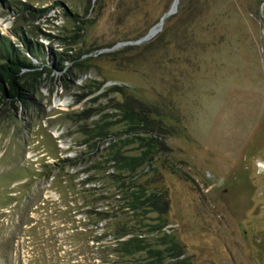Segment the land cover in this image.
I'll use <instances>...</instances> for the list:
<instances>
[{
  "label": "rangeland",
  "instance_id": "rangeland-1",
  "mask_svg": "<svg viewBox=\"0 0 264 264\" xmlns=\"http://www.w3.org/2000/svg\"><path fill=\"white\" fill-rule=\"evenodd\" d=\"M19 1L44 11L22 20L0 5V34L19 45L9 30L20 26L82 63H63L65 82L58 72L44 75L29 105L0 106V264L142 262L114 245L113 230L133 217L117 211L115 179L101 170L112 139L90 145L96 122L124 130L117 104L148 106L167 130L156 133L162 146L150 149L135 182L158 192L163 231L181 246L182 261L264 264L255 241L264 242L259 0H177L159 29L136 43L172 0ZM107 85L120 91L91 92ZM142 150L126 142L122 152Z\"/></svg>",
  "mask_w": 264,
  "mask_h": 264
},
{
  "label": "trees",
  "instance_id": "trees-1",
  "mask_svg": "<svg viewBox=\"0 0 264 264\" xmlns=\"http://www.w3.org/2000/svg\"><path fill=\"white\" fill-rule=\"evenodd\" d=\"M0 5L12 9L22 20L38 17L44 11V8L34 7L19 0H0ZM31 26L33 31H40L36 26ZM9 32L16 37L19 45H15L8 35L0 34V106L29 105L33 100L31 94L44 75L55 71L59 73L58 79L65 82L69 80L67 75L70 71L63 69V63L65 61L73 65L82 63L77 61L76 56L66 52H55L49 45L30 39L20 26L11 27ZM96 90H98L96 96H101L111 90L120 91V88L116 85L97 86L91 92L94 93ZM86 94L83 93L80 96ZM112 107L117 115L116 121L124 120V130L110 131L106 122L104 127L103 122H96L93 126L94 134L91 136L90 145L94 150L98 144L112 139L105 145L107 150L104 148L101 162L106 167L101 170L105 176L115 179V191L119 201L115 207L117 211L127 212L133 217V223H129L128 218H124L125 220L113 230L116 233L114 245L120 248L119 251L123 252L124 256L141 254L140 264H187L182 261L181 246L163 231L165 223L158 212L157 203L160 201L158 192L156 190L148 192L144 186L135 182L137 177L135 170L149 156L150 149L157 145L162 146L156 133L161 136L166 134L167 130L164 131L159 125L160 119L153 118L152 115L155 113L144 104H138L135 109L124 104ZM118 132L125 134V138H114ZM126 142H135L139 147H144V150L138 154H125L122 149ZM82 143L85 144V141ZM108 169L110 171L105 173ZM152 211L156 212V215L149 220L148 214ZM97 213L106 214L104 210ZM149 235L155 239L154 241H159L161 246L158 247L156 242L151 243Z\"/></svg>",
  "mask_w": 264,
  "mask_h": 264
},
{
  "label": "water",
  "instance_id": "water-1",
  "mask_svg": "<svg viewBox=\"0 0 264 264\" xmlns=\"http://www.w3.org/2000/svg\"><path fill=\"white\" fill-rule=\"evenodd\" d=\"M263 2H264V0H259V2L257 4L256 12H257V18H258L259 22L261 23L262 29H263L262 42H261V53H262V58H263V61H264V20H263L262 14H261V5H262ZM174 10H175V0H172L169 8L159 18L157 23L155 25H153L152 27H150L147 30V32L143 36H141V38H139L138 40L134 41L133 43H136V42H139V41H142V40H145V39H148L149 37H151L159 29V26H160V24L162 22L163 17L173 13ZM154 27H156V28H154ZM128 43H130V42H128ZM263 151H264V147H263ZM256 166H257V171L264 175V164L257 163Z\"/></svg>",
  "mask_w": 264,
  "mask_h": 264
},
{
  "label": "flooded vegetation",
  "instance_id": "flooded-vegetation-1",
  "mask_svg": "<svg viewBox=\"0 0 264 264\" xmlns=\"http://www.w3.org/2000/svg\"><path fill=\"white\" fill-rule=\"evenodd\" d=\"M260 239H261V238H259V239H255V241H256L257 243H259V244L261 243V244H262V247L264 248V242H263V240L260 241Z\"/></svg>",
  "mask_w": 264,
  "mask_h": 264
},
{
  "label": "bare ground",
  "instance_id": "bare-ground-1",
  "mask_svg": "<svg viewBox=\"0 0 264 264\" xmlns=\"http://www.w3.org/2000/svg\"><path fill=\"white\" fill-rule=\"evenodd\" d=\"M176 2H177V0H175V4H176ZM154 28H156V27H154Z\"/></svg>",
  "mask_w": 264,
  "mask_h": 264
}]
</instances>
